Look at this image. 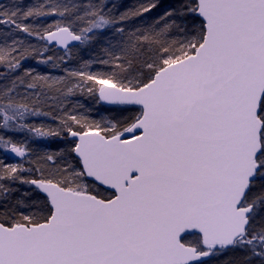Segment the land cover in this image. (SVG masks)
Masks as SVG:
<instances>
[{
    "label": "snow or ice",
    "instance_id": "6c2138e0",
    "mask_svg": "<svg viewBox=\"0 0 264 264\" xmlns=\"http://www.w3.org/2000/svg\"><path fill=\"white\" fill-rule=\"evenodd\" d=\"M0 264H264V0L0 2Z\"/></svg>",
    "mask_w": 264,
    "mask_h": 264
},
{
    "label": "rangeland",
    "instance_id": "374dc122",
    "mask_svg": "<svg viewBox=\"0 0 264 264\" xmlns=\"http://www.w3.org/2000/svg\"><path fill=\"white\" fill-rule=\"evenodd\" d=\"M25 2H28V0H25Z\"/></svg>",
    "mask_w": 264,
    "mask_h": 264
},
{
    "label": "trees",
    "instance_id": "16d2710c",
    "mask_svg": "<svg viewBox=\"0 0 264 264\" xmlns=\"http://www.w3.org/2000/svg\"><path fill=\"white\" fill-rule=\"evenodd\" d=\"M1 2H3V0Z\"/></svg>",
    "mask_w": 264,
    "mask_h": 264
},
{
    "label": "water",
    "instance_id": "95a60500",
    "mask_svg": "<svg viewBox=\"0 0 264 264\" xmlns=\"http://www.w3.org/2000/svg\"><path fill=\"white\" fill-rule=\"evenodd\" d=\"M2 0H0V2H1Z\"/></svg>",
    "mask_w": 264,
    "mask_h": 264
}]
</instances>
